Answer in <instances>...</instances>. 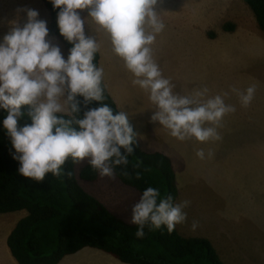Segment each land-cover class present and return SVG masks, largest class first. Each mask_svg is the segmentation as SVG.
<instances>
[{
	"label": "clouds",
	"instance_id": "clouds-1",
	"mask_svg": "<svg viewBox=\"0 0 264 264\" xmlns=\"http://www.w3.org/2000/svg\"><path fill=\"white\" fill-rule=\"evenodd\" d=\"M50 2L54 10L59 9L56 23L60 35L72 45L67 59L59 46L46 39L47 22L38 19L34 9H17V14L26 13V22L21 26L18 19L10 21L9 31L0 42V109L7 113L2 126L15 150L12 158L19 162L20 175L38 183L49 173L71 178L72 173L64 171L71 160L74 164L87 161L101 179L115 180V167L127 166V157L134 151L137 134L128 114L121 110L114 115L103 103L104 70L94 63L100 43L95 35H85L86 20L77 10L87 9V17L108 34L114 54L134 77L132 84L147 92L156 106L153 122L180 141L222 140L218 129L235 107L226 104L221 95L208 97L207 88L188 95L176 93L175 85L163 76L154 59L152 45L166 27L157 10L163 0ZM233 91L241 106L248 107L256 86ZM93 101L100 106L88 107ZM24 105L29 106L31 123L20 126ZM82 109L86 110L81 118ZM195 154L205 158L203 149ZM212 155L209 151L208 157ZM189 206L188 200L177 203L171 195L161 197L158 189L146 188L131 207L130 223L137 226L135 236L144 238L146 226H164L171 233L177 225L186 223L185 209ZM198 226L197 221L192 222L193 230Z\"/></svg>",
	"mask_w": 264,
	"mask_h": 264
},
{
	"label": "rangeland",
	"instance_id": "rangeland-1",
	"mask_svg": "<svg viewBox=\"0 0 264 264\" xmlns=\"http://www.w3.org/2000/svg\"><path fill=\"white\" fill-rule=\"evenodd\" d=\"M8 2H12L6 3L8 9L9 6L14 7L13 2H17L19 7L16 4L13 17L6 16L7 11H3L0 18L3 27L6 26V20L10 22L13 18L19 19L21 13L22 20L26 22L25 12L17 14V9H21L20 4L25 0ZM160 8L166 27L152 45L153 56L163 76L175 85L174 91L188 95L195 90L207 88L208 97L221 95L226 104L236 109L223 118L222 126L218 129L222 136L221 147L216 149L209 141V146L221 155L220 162L216 159L215 167H209L212 169L208 168L203 173L190 169L189 182L182 189L188 191V194L182 193L179 202L190 201L186 212L204 216V219H187L183 226H186L188 234H205L210 237H214L215 228H225L234 248L239 244L240 236L236 231L240 224L253 228L254 242L259 248L249 252L255 256L259 254L264 264V32L258 29L250 8L241 0H163ZM227 24L232 26L231 32L224 29ZM3 30L8 32L9 28L4 27ZM175 51L186 52L183 59L175 60L167 56ZM113 60L115 68L120 72L115 82L116 93L126 99L122 106L127 107L130 124L144 133V144L141 140L139 143L146 151L158 152L161 148L157 146L164 138L172 136L158 122L151 120L153 112L157 110L156 106L150 102L147 92L132 84L134 77L125 68L123 60L117 55ZM177 61L185 64L186 68L177 69ZM253 84L256 86L254 99L248 107H242L233 89L244 91ZM84 163L75 165V174ZM208 173L211 174L210 178ZM115 180L117 182L118 179ZM134 192L139 200V193ZM103 196L105 198V193ZM251 196L254 199L253 206L247 204L248 208L237 219L235 216L242 208V200ZM18 213L0 215L2 248L5 240H2L1 231L7 221L6 216ZM219 213L224 217L221 219L222 224L220 219H215L219 218ZM228 218L227 225H224ZM193 221L199 225L195 230L191 227ZM246 237L251 239L252 236ZM214 247L218 249L216 244ZM224 250L220 247L222 257ZM226 261L229 264L227 258Z\"/></svg>",
	"mask_w": 264,
	"mask_h": 264
},
{
	"label": "trees",
	"instance_id": "trees-1",
	"mask_svg": "<svg viewBox=\"0 0 264 264\" xmlns=\"http://www.w3.org/2000/svg\"><path fill=\"white\" fill-rule=\"evenodd\" d=\"M247 5L260 31L264 32V0H241ZM49 12V36L57 38L66 52L72 47L59 33L56 19L59 9H53L50 0H41ZM227 32L232 26H224ZM94 63L98 67L99 53ZM106 103L119 111L104 83ZM78 99L83 101L82 97ZM100 106L93 101L90 108ZM25 114L20 126L30 124L29 106H21ZM82 109L80 117L83 116ZM6 112L0 109V215L24 211L26 216L17 221L6 238V246L17 264H59L65 257L83 249L105 253L123 264H224L212 244L201 237H184L175 230L145 227V236H135L137 226L112 214L101 202L87 193L79 181L93 182L98 172L89 164L75 174V165L69 160L59 178L46 174L38 183L19 174V162L12 158L15 150L3 129ZM60 115H63L62 113ZM65 118H68L67 116ZM128 155L127 166H116L115 176L139 195L148 187L159 190L161 197H178L175 173L168 157L161 153H145L137 143ZM123 151V150H121ZM139 164L138 167L136 165ZM139 175V179H137Z\"/></svg>",
	"mask_w": 264,
	"mask_h": 264
},
{
	"label": "crops",
	"instance_id": "crops-1",
	"mask_svg": "<svg viewBox=\"0 0 264 264\" xmlns=\"http://www.w3.org/2000/svg\"><path fill=\"white\" fill-rule=\"evenodd\" d=\"M6 3L10 4L12 2H8V0H5L2 2L0 0V18L3 16V11L5 12L6 16L13 17V10L16 7L17 2L14 3V7H10L9 9L6 7ZM19 7V5H18ZM21 8H30L37 10L39 13L38 19L44 20L47 22V27L49 25V12L44 7L41 0H25L23 4H20ZM161 8H158V11H160ZM80 13V16L82 19L86 20L85 24V35H95L98 42L100 43V50H99V63L98 67H102L104 70V78L103 83L109 93V95L114 100L116 107L118 111L124 110L126 112L127 107L122 106V102H126V99L124 96H119L116 93V81H117V75H120V72L115 68L114 64V57L116 54L113 53L112 46L110 44V40L108 37V34L101 29L98 25L95 24V22L88 16V10H77ZM11 12V13H10ZM18 19L21 26L25 23L22 20V15ZM16 14L14 15V17ZM14 20V18H13ZM1 24L0 28V42H2L3 36L7 33L5 32L4 27L9 28V22L6 20V26L3 27V23ZM46 39L51 40L52 44L57 45L60 47L61 52L65 59H67L68 53L64 49L63 45L60 43V41L55 37L48 36ZM184 51H175L167 54L169 58H174L175 60H178L179 58H182L185 56ZM177 69H184L186 68L185 64L179 63L177 61L176 64ZM63 114V113H62ZM130 123V121H129ZM133 130L137 134V140L136 143L141 151L145 153H161L169 158L173 171L175 173V184L176 188L178 190V197L176 199V202L178 203L180 199L182 198V193L188 194V191H183V188H186L185 184L189 182L187 179L190 175V169L193 168V170H197L198 173H203L206 169L208 170L209 167H215L216 159L221 160V155L216 152L217 148L221 147V140L220 141H211V143L214 144L212 147H216V149H213L209 146V142H207L205 145H201L200 142L189 139L186 141H180V140H174L171 138H164V141L160 143L158 148H161L156 151H146V149H143L141 144L139 143V140H141L142 144H144V133L140 129L135 128L134 126ZM198 149H203L205 153L204 159H199L196 156V151ZM211 151L213 153L212 157H208V153ZM176 160V162H174ZM88 164L87 161L79 168V170L84 166ZM180 168V169H178ZM212 169V168H209ZM179 170V171H178ZM206 170V171H207ZM79 172V171H78ZM78 174V173H77ZM199 175H197L198 177ZM211 174L208 173V178H210ZM195 177V178H197ZM79 184L81 187L90 195L95 197L99 202H101L112 214H114L116 217L124 220L127 223H130V215H131V207L138 201V196L134 192V189L125 186L124 184H121L120 182H116V180H109L107 177L101 179L99 174L97 176V179L93 182H83L79 181ZM124 185V186H122ZM136 191V190H135ZM103 193H105V198L103 196ZM191 197V196H190ZM188 198L192 200L191 198ZM254 199L253 196L246 197L242 200V208L240 211H238V214L235 216L237 219L240 216V213L244 211L249 206H253ZM186 212V209H185ZM187 219H193V218H200L204 219V216H199L197 214H191L187 211ZM14 216H6L7 221L5 222L3 226V230L1 231L2 240L4 238V248L0 245V264H17L15 260L12 258V256L9 253V250L6 246V238L8 234L10 233L11 229L14 227V225L26 216V213L24 211H19L18 214H13ZM231 216V215H230ZM5 217V216H2ZM210 219L213 218V216H209ZM224 217L221 216V213H219V218L215 217V219H220V223L222 224L221 219ZM229 221V218L225 220V224L227 225ZM231 221V219H230ZM230 226V225H229ZM227 226L226 228L230 227ZM208 227V226H207ZM176 230L178 233L184 237H201L207 239L212 246L214 247V244H216L218 249L216 252L220 254V247L225 249L223 251V257L220 255L219 258L224 264H227L226 258L229 261V264H263L262 260L259 259V254L255 256L254 253L249 252V250H256L259 248V245L254 242L253 237V228L249 229L245 225L239 226V229H237L236 234H238L239 237V244L237 247L234 248V245L231 243V239H229V235L225 232V228H222L220 230V227L215 228L214 230V237H210L208 235H191L188 234L186 231V226L183 225H177ZM246 235L252 236L251 239H248ZM227 250V253H226ZM249 252V253H248ZM257 259V261H255ZM224 260V261H223ZM59 264H123L120 261L114 259L113 257L107 256V254L102 253L98 250L94 249H83L80 252L65 257Z\"/></svg>",
	"mask_w": 264,
	"mask_h": 264
}]
</instances>
